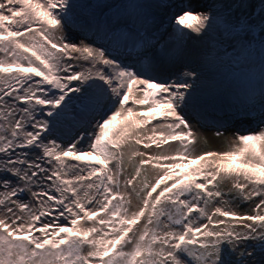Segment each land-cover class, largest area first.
<instances>
[{"label":"snow or ice","instance_id":"6c2138e0","mask_svg":"<svg viewBox=\"0 0 264 264\" xmlns=\"http://www.w3.org/2000/svg\"><path fill=\"white\" fill-rule=\"evenodd\" d=\"M76 7L0 0V264H264V126L231 137L216 128L227 149L199 151L208 140L184 114L196 73L160 79L169 53L149 56L146 38L138 68L77 45L66 34ZM115 7L136 9L146 26L149 9L172 8L180 41L220 22L233 41L255 26L264 46V0ZM72 94L83 127L65 144L53 130Z\"/></svg>","mask_w":264,"mask_h":264},{"label":"rangeland","instance_id":"374dc122","mask_svg":"<svg viewBox=\"0 0 264 264\" xmlns=\"http://www.w3.org/2000/svg\"><path fill=\"white\" fill-rule=\"evenodd\" d=\"M108 1H110L111 6H113L118 3L117 1L124 0ZM170 1L174 2L175 0ZM176 1L177 4H179L180 0ZM131 2L133 4H159V0H131ZM205 2L214 4L217 8H220L221 6L234 4L237 0H205ZM252 2L253 5H255L256 0H252ZM71 3L77 5L73 11L77 14L79 13V19L83 21L86 20L85 17L88 15L90 16L89 10L95 11L97 9L96 5H99L97 0H71ZM116 6L119 5L117 4ZM109 9L110 7L102 8V10H100L101 14L106 12L110 14ZM123 10L125 11L126 8H123ZM225 10L227 11V9ZM148 11L155 20V22L151 24L156 28V32H158V30L161 31L164 22H167L170 28V31L167 29L164 33L160 34L159 40L156 43L151 41L148 47L149 56H151L150 54L152 51H156L157 54L154 57H159V50L161 47L169 53V62L173 67L170 68V75H165L162 80L173 82L179 78H183L184 72H195L198 77L194 81L191 77L188 78L189 82L194 83V88L192 89V100L189 106L184 109V112H186L187 119L191 122L194 129L198 133L203 134L208 140L207 144L201 142L199 146L211 148L213 150L227 149L225 139L223 137L216 138L213 135L216 128H220L219 125L224 124V120L228 118L227 115L233 119V121L230 122L231 127L227 125L229 127L224 129L220 128L221 131H225L226 136L231 137L233 133L237 132L245 134L259 131L260 127L264 126L260 124L259 104L254 102L256 100L252 102L247 100L249 97L257 98V94L260 93L261 78L264 77V46H261L259 43V28L253 26L251 29L247 30L246 36L241 34L240 37L233 41L229 34L224 32V25L220 22L218 23L217 29L209 32L207 36L197 38L194 37L193 34L192 38L186 37L184 39L186 42L183 43V41H180L173 35V28L170 22V17L173 15L172 8L153 7ZM252 11L253 9L249 8L244 14L250 16ZM240 15V10H235L234 18ZM121 16L127 19L129 23L141 24L140 21L144 20V17L135 20L132 18L133 15L128 14V12L122 13ZM110 21H106L104 24L106 28H103L101 31V27H96L97 29L94 31V34L92 33L93 29L90 30L89 33L93 34L96 37L95 39L92 38V36L88 38L86 31L75 32L71 30L69 25L66 26V34L73 37V42L77 45L84 43L90 44L92 47H102L106 49L110 46L112 48V44L109 43H113L115 40L113 38H108V34L110 33L109 31H111L110 26L113 28V25L116 23L111 22L112 24H110ZM122 25L124 24L121 23L118 27ZM233 35H235V33H233ZM167 39H169L170 42L167 41ZM221 41L224 42L222 43ZM232 43L235 44V49L231 46ZM151 45L156 46L151 47ZM182 57H185V59L182 60ZM135 65L137 68L139 67L137 61ZM86 66L85 64V67ZM96 82L101 83L100 81H93L91 83ZM229 91H235L238 95H234L229 107L223 109L220 107L218 98L224 96V94L228 95ZM76 95L78 94H72V110L70 113L67 112L65 117L55 124L53 134L58 142L63 141L67 144L72 136L83 127L81 120L84 116V112L81 106L76 108L73 103H79L75 99ZM224 100L230 101V98L228 97ZM216 102H218L219 105H215ZM79 105L81 104L79 103ZM208 106L209 108H207ZM109 107H111V104L105 107V111H107ZM252 112H257L259 118L251 116ZM158 123H160V121H153V124ZM252 125H254V127H252ZM256 125L260 126L257 128ZM88 131H92V128L89 127ZM141 131L143 132L144 130ZM136 147L142 148L140 145ZM131 171H133V169L128 167L125 174L127 175V172ZM243 207L247 206L244 205ZM257 259H259L258 256Z\"/></svg>","mask_w":264,"mask_h":264},{"label":"bare ground","instance_id":"6f19581e","mask_svg":"<svg viewBox=\"0 0 264 264\" xmlns=\"http://www.w3.org/2000/svg\"><path fill=\"white\" fill-rule=\"evenodd\" d=\"M118 3H116V4H112L113 6H111V3H110V1H108V0H97V3L99 4V5H107V6H111L110 7V9H109V11H110V15L108 16V18L109 19H111V22L112 23H116V18L118 17V16H121L122 15V13H126V12H128V14H131V15H133V17L132 18H134L135 20H137V19H141V18H143V16H141V15H139L138 14V12L136 11V10H134V9H130V8H126V10L124 11L123 9H122V11H121V9H119V11L117 10V8H114L117 4L119 5L118 6V8H122V6L123 5H130V4H133L132 2H131V0H124V1H117ZM164 3H170V4H177V1L175 0L174 2H172V1H170V0H159V4L160 5H163ZM104 8V7H103ZM100 10H102V8H97L94 12H92L91 13V15L89 16H87V17H85L88 21H90V25H89V27H86V28H82V27H80V26H78V27H76L75 25H69L70 26V28H71V30H73V31H75V32H79V31H86V34H87V36H88V38L89 37H91L92 35H90L89 34V32H90V30H92L93 29V32L97 29L96 27H101L100 28V31L103 29V28H106L105 26H104V24L106 23V21L108 22V20H106V21H104L105 20V15L104 14H101V11ZM140 23L141 24H137V25H140V26H142V27H144V28H146V29H151V28H153L154 29V31H157V30H155L156 28L152 25V24H150V26H146L145 24H144V20L143 21H140ZM168 23L167 22H164L163 23V25H162V28H164L166 25H167ZM168 29H169V31H170V28L168 27ZM110 30L112 31V28H111V26H110ZM151 31H153V30H151ZM158 32H160L159 30H158ZM85 33V32H84ZM167 33V32H166ZM163 36V35H162ZM92 38H96L95 36H92ZM134 39H130V37H126V38H122V40H124L125 42H126V44H128V42H133V45L134 46H136V47H139V51L142 53V51L144 50V45L143 44H141L140 42H141V40H142V38H143V36H141V37H133ZM114 39H116L115 41H117V38H115L114 37ZM167 41H169V39H167ZM170 42V41H169ZM99 45H101V44H99ZM96 48H99V47H96ZM118 57H119V59H120V61H122L123 62V58H122V53H118ZM126 58H127V60H130V59H134L133 58V54L132 53H128L127 54V56H126ZM185 59V57H182V60H184ZM82 63H85V62H82ZM124 64V63H123ZM125 65H132V64H130V63H126ZM175 65V64H174ZM173 67V65H170V62H169V58L167 57V58H164V64H163V66H162V70L164 69V68H166L167 70H169L170 71V68H172ZM161 74V73H160ZM159 78L161 79V76L159 75ZM96 84H99V83H97L96 82ZM106 87V86H105ZM235 89V88H234ZM229 90H232V89H229ZM93 92L89 89V95H91ZM234 95H238V93H236L235 91H229L228 92V95L227 94H224V96H222V97H220V98H218V100L220 101V107L221 108H227V107H229V104L231 103V99H233V96ZM259 95H260V93H258L257 94V98L256 97H254V98H252V97H249L247 100L248 101H250V102H252L253 100H256V101H254L256 104H259L258 102H259ZM230 98V101H227V100H224V99H226V98ZM199 98V97H198ZM201 99V98H200ZM201 102H202V100H201ZM214 103V102H213ZM215 105H219V103L218 102H216L215 103ZM228 105V106H227ZM253 107V106H252ZM81 108H82V106H81ZM207 108H209V106L207 107ZM72 110V105H71V107L69 108V111H68V113H70V111ZM83 110V109H82ZM81 111V110H80ZM79 111V112H80ZM184 114H185V116H186V112H184ZM227 119H225L224 120V124H223V127H221V125L222 124H220L219 125V127L221 128V129H224V128H226V127H231V124H230V122L231 121H233V119L229 116V115H227ZM238 117V116H237ZM186 118H187V116H186ZM255 118H259V116H258V113L256 112L255 113ZM227 123V124H226ZM227 125H229V126H227ZM148 127H151V126H148ZM198 150L199 151H207V150H213V149H211V148H206V147H200L199 145H198Z\"/></svg>","mask_w":264,"mask_h":264},{"label":"water","instance_id":"95a60500","mask_svg":"<svg viewBox=\"0 0 264 264\" xmlns=\"http://www.w3.org/2000/svg\"><path fill=\"white\" fill-rule=\"evenodd\" d=\"M260 125H256V127L258 128ZM252 127H254V125H252Z\"/></svg>","mask_w":264,"mask_h":264}]
</instances>
